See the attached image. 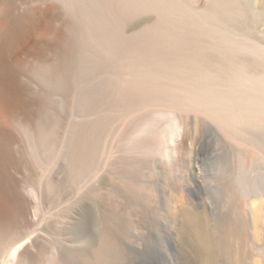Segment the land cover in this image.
Returning a JSON list of instances; mask_svg holds the SVG:
<instances>
[{"label":"bare ground","instance_id":"6f19581e","mask_svg":"<svg viewBox=\"0 0 264 264\" xmlns=\"http://www.w3.org/2000/svg\"><path fill=\"white\" fill-rule=\"evenodd\" d=\"M49 1L0 0V264H12L31 241L39 210L33 189L24 185V195L9 173L16 162L5 118L29 104L12 65L25 49L33 59L46 49L59 55V65L35 59L30 73L53 87L71 82L78 98L61 156L63 180L47 174L46 189L82 192L72 195L73 220L45 229L35 255L16 264H176L170 222L180 182L178 233L187 261L264 264V48L254 31L264 6ZM17 2L28 9L16 12ZM51 102L37 107L42 121L30 148L38 162L53 143ZM191 115L200 118L197 138ZM165 119L168 129H156ZM189 142L194 155L178 160ZM174 161L188 178L166 175ZM200 163L204 174L194 169Z\"/></svg>","mask_w":264,"mask_h":264},{"label":"rangeland","instance_id":"374dc122","mask_svg":"<svg viewBox=\"0 0 264 264\" xmlns=\"http://www.w3.org/2000/svg\"><path fill=\"white\" fill-rule=\"evenodd\" d=\"M28 1L30 2V6H34V5L48 6L50 4L49 0H41V2H38V4H34L35 2H33V0H28ZM210 1L211 0H192L191 7H193L195 10H203L209 5ZM250 5L254 9H257V10L258 8L261 9L264 6V0H250ZM16 7H17L16 12H24L28 9V7L21 5L20 2L16 3ZM60 15H62V12ZM150 16L151 15H148V14L144 16L142 15L139 18L134 19L133 22L136 23L143 19L150 18ZM60 17H61L60 22H63L64 19L66 20L65 16H63L64 19L62 16ZM59 26H60V23L58 22L56 24V28ZM254 31L256 34L255 40H257L256 42L258 46H260L261 48H264V17L259 18L255 21ZM29 54H30V51L25 49L24 52L20 55L18 62L12 64L14 67L13 68L14 72H15L14 81H18V85L20 89L22 90L23 95L29 101V104L27 105V107H25L26 109H24L22 112L21 111H18V112L8 111L7 112L8 114L6 113L7 116L5 120H6V124L9 127L10 131H12L11 134L13 133L12 134L13 139L11 141L12 143L9 142V148L11 147L10 150L13 152L11 153L14 154L12 155L14 158L13 162H16V164L12 163L13 165L12 164L10 165L9 173L13 174L14 176L13 175L12 176L16 178L17 180L19 179V184L21 183V187L19 189L22 190V192H24V195L25 194L28 195L27 187L29 188L31 187L33 189V192H34L33 196L35 200H37L36 206L37 207L39 206L38 207L39 210L37 213L38 216H36V225L34 228L35 231H32L33 235L31 234L32 237L30 238L32 242L28 240L23 245V247L19 249L16 255V259L12 264H16L17 263L16 261L18 260L17 258H20L21 256L23 257V254L24 256H26L27 254L28 257H33L35 255L34 246L35 247L38 246L39 243L41 242V239L46 237L47 233H45L46 231L45 229L52 227L54 223L55 224L59 223L62 225V224H68L69 222L73 220V216L70 215V213L72 212L71 205L74 204L73 201H75V199H77V197L82 192V191L80 192L77 191V188L73 189L76 192L75 193L73 190H69L66 187L64 188L62 187V190H60V192L59 193L57 192L56 194V192L52 193L51 191L50 193L49 189L48 190L46 189L45 182L48 176L47 174H50V176H53L54 177L53 179L56 182L60 183V181L63 180L64 174L63 172H61V165H62L61 156H62L63 147L65 143L64 142L65 135L73 119L72 114H73V110L76 106V102L78 98H76L77 95L72 90L71 82L68 84V86L66 85V87H62V86L53 87V86L46 85L42 83L41 81L37 80L32 75V73H30L35 66L34 65L36 61L35 59L49 60L53 62V64L59 65L60 63L57 59L59 55L56 54L54 56L53 52L47 49L41 51L38 54H35V56L36 55L37 56L34 59ZM45 98L46 99L51 98L54 101L56 100L55 103L51 102V105L48 106V116H47V120L45 119L46 126H47V129L51 133V138H52L53 143H52L51 151L49 153L50 156H48L47 159L46 158L43 159L42 157L40 162H38L39 160L36 159L35 153L32 152L30 145L37 144L38 142L37 129L39 128L38 126L40 125L42 119L39 117V111L37 107L42 105L41 103L45 101ZM35 106H36V109H35ZM190 119L192 121L191 132L194 135L193 138H197L200 133L199 131V128H200L199 119L200 118L198 116L191 115ZM165 123L167 125H165ZM169 124L170 123L169 122L167 123L166 119L163 121H159L156 129L160 130L163 127H165V129L166 128L168 129ZM111 147H112V143H111ZM193 151H194V145L193 143L189 142L187 144V149H186L185 154L183 153L179 154L178 160L181 159V155L184 158L189 159V157L194 155ZM172 165L173 166L164 167L166 171V175L172 177V179L173 178L178 179L179 182H180V178H183V177L188 178L187 169H185L186 167H182L180 163L177 161H174ZM201 167H202L201 163L194 165V169L196 172H202L204 174V172L201 171ZM103 171L104 170H101L97 173L98 174L97 178L100 177ZM31 173L33 174V176L31 175ZM30 177L32 181L30 180ZM196 177L198 178L197 174H196ZM203 179L204 178L201 177L200 180H203ZM21 180L22 181L26 180L29 184L26 181L23 183L21 182ZM30 183L33 185H31ZM179 184L181 185V182ZM24 185L27 186L25 188L26 190L22 188ZM180 185L178 186L177 193H175L177 196V198L175 196L177 204L174 203L175 204L174 207H176L175 211L177 212H178V207L182 205L181 201H182V196L184 195L183 189L181 188ZM77 192H79L80 194ZM73 193L74 195L76 194L74 196L75 199L72 196ZM68 210H70V212ZM177 212L173 214L174 216L171 215V219L173 220L170 219L171 220L170 230L172 232V241H173L172 251L175 256V262L176 264H193V262L189 260L187 261V259H185V257L181 253L183 244H181V240L179 238L180 236L178 233L179 232L178 227L180 225V223L178 222L180 221V217L177 218L179 216L177 215ZM71 214L73 215V213ZM35 239L37 242H35ZM33 242L38 243V244L36 245Z\"/></svg>","mask_w":264,"mask_h":264}]
</instances>
